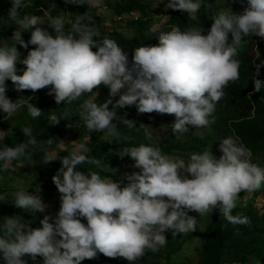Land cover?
Instances as JSON below:
<instances>
[{
  "label": "clouds",
  "instance_id": "9594fccd",
  "mask_svg": "<svg viewBox=\"0 0 264 264\" xmlns=\"http://www.w3.org/2000/svg\"><path fill=\"white\" fill-rule=\"evenodd\" d=\"M65 3L92 6L98 0ZM202 6L201 0H167L165 4L166 9L186 12L190 19H196ZM22 7L24 0H11L8 16L17 25L12 36L16 43L0 46V110L8 117L21 107H26L33 119L42 114L31 103V96L11 101L6 96L7 80L17 91L36 92L51 86L48 95L54 96L57 104L92 93L95 99L80 105V120L89 133L106 131L116 137L119 133L113 121L118 117L109 110L112 100L98 104L94 88L103 84L110 89V97H115L127 86L115 107L135 105L139 113L174 115L172 132L174 136L183 134L189 125L201 128L214 122L209 116L225 96L224 89L239 80L238 45L250 35L264 38V0H247L242 14L216 13L206 35L195 27L181 31L173 26L161 32L158 45L133 50L130 65L129 53L115 40L93 39L96 30L82 23L86 14L77 16L67 33L62 15L50 18L47 25L56 33L53 36L41 27L40 16L21 18ZM24 32L31 34L27 42L22 38ZM17 44L25 49L35 47L21 60ZM17 63L26 66L22 75L17 74ZM261 66L264 61L256 65L254 92L264 89V80L257 78ZM59 119L52 115L51 124H58ZM122 122L130 128L134 124L127 119ZM22 132L29 138L27 144L0 149V170L7 171L13 161L30 155L28 145H36L30 128ZM4 138L0 131V139ZM219 150V158L208 149L184 160L162 155L159 147H125L119 156H129L134 161L132 167L139 171L125 174L127 184L123 187L121 181L77 170L84 163L101 166L100 160L86 155L90 149L84 144L63 157L46 154V164L57 159L61 162L51 178L60 193L59 211L54 222L45 215L38 228L7 218L0 225V253L5 264H27L22 259L26 254L33 261L43 257V264H81L98 253L134 264L147 251L157 252L166 245V231L171 230L173 237L196 231L197 220L185 209L205 217L218 208L230 224L249 225L247 216L232 215V210L241 191L251 193L264 185V167L251 161V150L239 138H223ZM0 201L7 199L0 196ZM13 204L33 213H43L48 207L39 194L25 191L15 193Z\"/></svg>",
  "mask_w": 264,
  "mask_h": 264
},
{
  "label": "rangeland",
  "instance_id": "374dc122",
  "mask_svg": "<svg viewBox=\"0 0 264 264\" xmlns=\"http://www.w3.org/2000/svg\"><path fill=\"white\" fill-rule=\"evenodd\" d=\"M55 8L47 5V0H24L25 7L19 10L22 18L24 15H38L43 21L42 28L56 33L48 27L50 18L62 15L65 21V32L79 15H85L82 23L93 27L97 35L95 38H110L113 32L119 33L141 45L146 42L154 43L155 30L163 27L173 18L181 20L182 12L166 9L167 0H98V3L87 7L79 6L76 9L67 10L65 0H53ZM203 0H201L202 2ZM219 11H233L242 14L247 7V0H214ZM11 0H0V46H12L16 41L12 38L16 31V24L9 19L8 10ZM50 7V8H49ZM43 9V10H41ZM128 11L134 12V16L126 18ZM207 10L201 7L196 14V19L186 18V24L191 21H199L203 25L206 20L199 14ZM31 31V30H29ZM25 42L26 39L22 34ZM232 37L229 34V40ZM35 46L29 45L28 49L17 44L21 53V60L27 56L29 50ZM242 52H247L253 62L264 59V38L250 35L238 45ZM17 74L22 75L26 66L17 63ZM264 75L259 71V76ZM255 73H240L239 80L231 83L234 89V100L223 98L216 105L215 111L209 116L214 121L206 127L195 128L189 125V131L174 136L172 124L174 115L153 113H139L135 105L124 108L115 107L119 96L127 92V86L121 89L115 97H110V89L101 84L93 89L97 94L96 102L101 104L111 99L109 110L116 112L118 119L113 123L117 125L119 137L109 136L105 132L89 133L78 116L80 105L86 100H94L92 93H84L78 100L57 104L54 96L48 95L49 88L32 92L31 90L17 91L10 80L6 81V96L13 102L22 97L31 96V103L38 107L42 114L33 119L26 107H21L15 114L8 117L0 110V131L4 132V139H0V149L5 145L15 147L18 143L28 142L22 129H31L32 136L36 138V145H28L27 157L13 161L7 171L0 170V196H5L7 202L0 201V225H3L9 217L32 228L41 227L40 221L45 215L51 217L54 222L60 208V193L52 186V176L55 174L52 164L39 160L35 155H50L63 157L74 150L77 145L84 144L90 149L86 154L89 158L101 161V166L84 163L81 166L89 172L98 173L101 178H111L121 181V187L127 184L125 174L138 172L132 167L134 161L125 156L121 158L123 148L130 146L159 147L162 155L171 158L187 160L193 153H202L210 149L212 154L219 158L222 153L219 150L223 138L233 136L239 138L244 146L252 152L251 161L264 167V89L254 92L253 79ZM248 99L245 104L235 99ZM57 116L59 123L52 125L50 117ZM133 121L130 128L123 124L122 120ZM71 125V126H69ZM262 135L263 141L255 143L252 133ZM49 139L52 144L47 143ZM59 159L53 161L57 162ZM61 166H59L60 168ZM189 178H191L189 176ZM17 191H25L31 195L39 194L45 204L48 205L45 212H30L17 208L9 197H15ZM236 201V207L232 215L247 216L251 223L245 225L230 224L215 209L209 216L200 217L195 211H187L188 215L196 218V231L172 236V231L165 232L168 239L165 246L157 252L147 251L145 255L134 264H264V185L251 193L241 191ZM83 223L87 221L83 220ZM239 230V234H237ZM59 238V237H58ZM220 251L219 260L216 262V254ZM27 264H43V257H37L33 261L30 255L22 257ZM0 264H5L0 253ZM81 264H129L124 258H108L98 253L94 259H85Z\"/></svg>",
  "mask_w": 264,
  "mask_h": 264
},
{
  "label": "trees",
  "instance_id": "16d2710c",
  "mask_svg": "<svg viewBox=\"0 0 264 264\" xmlns=\"http://www.w3.org/2000/svg\"><path fill=\"white\" fill-rule=\"evenodd\" d=\"M47 5H51V4H55V2L53 0H47ZM202 7L206 8L207 12L206 13H202L199 14V17H201V19L206 20V23L203 25L202 23H200L199 21H191L188 25L185 23L186 22V18L188 17V14L186 12H182V19L181 20H177L171 18L169 19L168 23L166 25H164L163 27L155 30V34H156V39L154 43H150V42H146L144 45H141L137 42L132 41L131 39H128L126 37H124L123 35L113 32L111 34L110 39H113L117 42V44L126 52L129 53V64L131 65L132 63V52L134 49H136L139 46H151V45H158L159 40H158V35L161 32H168L171 30V28L173 26H177L180 28L181 31H186L190 28H202V34L206 35L208 30L211 27V24L213 23L212 17L218 13V10L216 8L215 2L214 0H203L202 2ZM207 5H211L212 7H207ZM79 6H83V7H87L88 5H74V4H66L64 5V7H66L67 10L69 9H76ZM50 8V7H49ZM128 12H132V11H128ZM127 12V13H128ZM23 35L25 36L26 39H30V32H24ZM54 36V34H52ZM94 40H96L97 42L102 41L103 39L100 38H95L93 37ZM261 39V37H260ZM229 42H231L229 40ZM97 49H93V51H96ZM238 51V56L236 57L237 59L240 60V69H239V73H255L256 72V65L260 64L262 61H264V59H258V61L253 62L252 59H250L248 57L247 52H242L239 48H237ZM262 57H264V55H262ZM259 71H261L262 73H264V66H261ZM260 79L264 80V75H262L260 77ZM225 91V96L223 98H225L226 100L230 101V100H234L235 98V94H234V89H231V84L224 89ZM235 101H238L239 103L245 104V102L249 103L248 99H244V98H240V99H235ZM252 139L254 140L255 143H260L263 141L262 139V135L260 133L257 132H253L252 133ZM35 157H37L39 160H41L42 162L45 163L44 160V155H35ZM49 164H52L51 166L54 169V172L56 173L59 170V166H61V162L60 160L57 162H51ZM47 164V165H49ZM77 170L83 171L85 173H88L89 171L84 169L81 165L77 166ZM52 186L54 187L55 185L52 183ZM9 199L14 203V199L15 197H9ZM0 216H1V211H0ZM83 220L86 221V219L83 218ZM219 255H220V251L218 250L217 254H216V262L219 260Z\"/></svg>",
  "mask_w": 264,
  "mask_h": 264
},
{
  "label": "built area",
  "instance_id": "2783aa9c",
  "mask_svg": "<svg viewBox=\"0 0 264 264\" xmlns=\"http://www.w3.org/2000/svg\"><path fill=\"white\" fill-rule=\"evenodd\" d=\"M134 15H135L134 12H128V13L125 14V17L126 18H130V17H132Z\"/></svg>",
  "mask_w": 264,
  "mask_h": 264
}]
</instances>
